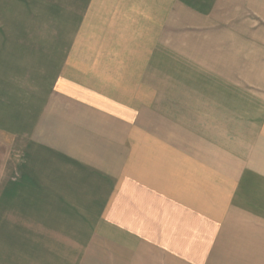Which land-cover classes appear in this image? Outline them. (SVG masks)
Masks as SVG:
<instances>
[{
	"label": "crops",
	"instance_id": "1",
	"mask_svg": "<svg viewBox=\"0 0 264 264\" xmlns=\"http://www.w3.org/2000/svg\"><path fill=\"white\" fill-rule=\"evenodd\" d=\"M0 132V264H264V0H0Z\"/></svg>",
	"mask_w": 264,
	"mask_h": 264
},
{
	"label": "rangeland",
	"instance_id": "2",
	"mask_svg": "<svg viewBox=\"0 0 264 264\" xmlns=\"http://www.w3.org/2000/svg\"><path fill=\"white\" fill-rule=\"evenodd\" d=\"M10 141L11 140L8 135L0 132V168L5 164L6 160H9L8 157H16V152H14V150L12 149Z\"/></svg>",
	"mask_w": 264,
	"mask_h": 264
}]
</instances>
